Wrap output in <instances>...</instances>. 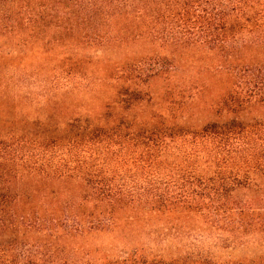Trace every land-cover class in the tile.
I'll list each match as a JSON object with an SVG mask.
<instances>
[{
    "label": "trees",
    "instance_id": "trees-1",
    "mask_svg": "<svg viewBox=\"0 0 264 264\" xmlns=\"http://www.w3.org/2000/svg\"><path fill=\"white\" fill-rule=\"evenodd\" d=\"M54 23L99 25L89 38L102 43L119 37L114 27L142 28L138 37L145 34L165 54L206 51L231 84L212 100L223 119L196 130L162 123L92 127L76 119L64 142L0 140V264H264V256L218 262L195 244L174 256L141 250L90 260L59 242L108 230L116 211L130 209L189 213L227 236V246H262L264 122L244 123L242 115L264 102V0H0V24ZM159 73L134 80L144 84ZM34 176L83 184L78 202L64 208L63 227L50 226L48 208L36 203L39 194L20 186Z\"/></svg>",
    "mask_w": 264,
    "mask_h": 264
},
{
    "label": "rangeland",
    "instance_id": "rangeland-1",
    "mask_svg": "<svg viewBox=\"0 0 264 264\" xmlns=\"http://www.w3.org/2000/svg\"><path fill=\"white\" fill-rule=\"evenodd\" d=\"M98 26L0 24V140L64 142L72 136L69 126L76 119L92 127L162 123L190 130L223 119H217L212 100L231 80L206 51L169 48L165 54L145 34L138 37L142 28L118 26L111 32L119 37L102 43L89 38ZM154 68L161 73L153 79L144 84L134 80ZM180 90L185 91L183 100ZM242 117L244 123L264 122V102L244 108ZM20 186L36 190V203L48 208L45 219L55 228L63 227L65 206L76 202L84 189L79 181L52 176H34ZM227 238L189 213L122 209L114 213L108 230L73 233L59 242L90 260L141 250L174 256L190 244L204 246L215 261L224 263L264 256V240L262 246H227Z\"/></svg>",
    "mask_w": 264,
    "mask_h": 264
}]
</instances>
